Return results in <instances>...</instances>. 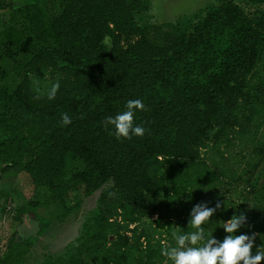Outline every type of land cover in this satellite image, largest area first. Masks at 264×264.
<instances>
[{
  "label": "trees",
  "instance_id": "trees-1",
  "mask_svg": "<svg viewBox=\"0 0 264 264\" xmlns=\"http://www.w3.org/2000/svg\"><path fill=\"white\" fill-rule=\"evenodd\" d=\"M144 1L0 0V9L21 18L0 32V60L11 59L19 78L13 88L0 85V180L24 173L61 202L112 183L119 222L97 207L84 241L100 264L171 261L161 249L175 246L177 227L195 231L192 208L218 200L205 237L222 241L223 223L243 212L247 226L235 234L256 233L255 254L264 245V10L248 14L220 0L187 30L151 36L135 18ZM133 99L145 104L134 116L145 134L117 138L104 121ZM68 161L77 165L69 175ZM36 206L15 208L17 223L31 214L39 228L34 236L11 232L0 264H19L48 229Z\"/></svg>",
  "mask_w": 264,
  "mask_h": 264
},
{
  "label": "rangeland",
  "instance_id": "rangeland-1",
  "mask_svg": "<svg viewBox=\"0 0 264 264\" xmlns=\"http://www.w3.org/2000/svg\"><path fill=\"white\" fill-rule=\"evenodd\" d=\"M15 1V0H14ZM25 1V0H18ZM220 0H145L147 8L135 13L139 25L146 27L152 36L156 30L176 31L187 30L200 20L206 10ZM245 13L251 14L256 9H263L264 5L249 4L245 0H233ZM50 5V4H49ZM8 10L0 9V32L5 26L19 27L21 18L12 17ZM14 63L11 59L0 60V85L13 88L18 83L13 70ZM244 141L236 140L235 144ZM250 146L254 143H249ZM240 150L235 146L234 152ZM243 150V149H242ZM77 165L72 161L67 162V175L75 170ZM112 183H108L88 197H83L80 192H73L62 202L55 199L51 192L44 187H34L24 173L9 171L1 176L0 180V252L11 232L17 231L18 235L34 236L37 234L38 221L31 214H25L21 223L13 219L16 207L33 202L37 213L48 219L50 225L34 245L28 250L19 264H42L44 260H77L80 264H100L98 254H93L85 249L84 241L87 238V228L94 225L95 209L109 207L110 223H118L119 218L115 213V203L110 195ZM104 195V201L99 200ZM232 198H234L232 196ZM249 202L252 195L247 194ZM153 215L152 219H156ZM132 227V226H130ZM112 239V235L109 236ZM106 245L109 243L105 242ZM166 245V243H164ZM163 264H173L164 260Z\"/></svg>",
  "mask_w": 264,
  "mask_h": 264
},
{
  "label": "clouds",
  "instance_id": "clouds-1",
  "mask_svg": "<svg viewBox=\"0 0 264 264\" xmlns=\"http://www.w3.org/2000/svg\"><path fill=\"white\" fill-rule=\"evenodd\" d=\"M59 83L51 86L47 93L49 100H54L59 90ZM35 99L39 100L37 96ZM146 110L145 104L140 99L128 100L125 110L114 117H107L105 127L112 125L115 128L117 138L131 139L133 135L142 137L146 129L143 126H134L135 112ZM62 125L71 123V117L64 113L61 116ZM114 196L115 193H110ZM222 208V202L217 201L215 207H208L206 203L195 205L190 212L188 227L195 229L191 232H183L180 227L173 233L175 246L164 247L161 254L171 260L173 264H264V245L256 248L253 254L256 233L251 236L246 234L236 235L242 227H246V214L240 212L234 214L231 219L223 223V229L227 233L222 241L211 235L205 237L203 224L214 216L217 210Z\"/></svg>",
  "mask_w": 264,
  "mask_h": 264
}]
</instances>
